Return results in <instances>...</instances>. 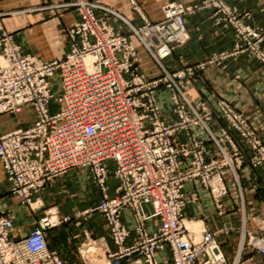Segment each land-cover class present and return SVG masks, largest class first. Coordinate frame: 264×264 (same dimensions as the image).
Returning a JSON list of instances; mask_svg holds the SVG:
<instances>
[{"label":"built area","instance_id":"built-area-1","mask_svg":"<svg viewBox=\"0 0 264 264\" xmlns=\"http://www.w3.org/2000/svg\"><path fill=\"white\" fill-rule=\"evenodd\" d=\"M210 1L196 7L167 5L163 21L137 28L102 3L78 0L70 5L80 18L67 31L69 52L53 61L24 54L12 36L0 35V116L17 115L26 107L34 113L28 127L0 135V164L9 193L30 205L55 179L72 170L87 171L101 195L95 210L112 242L113 249L104 252L110 264H264V225L256 226L255 218L247 217L243 198L240 240L232 260L220 242L231 227L197 234L183 223L186 206L195 200L184 194L186 184H198L216 206L231 183L242 193L234 145L229 151L210 132L187 90L162 64L173 43L186 40L184 16L207 8ZM212 2L221 5L220 0ZM110 15L127 26L125 33L114 32L107 22ZM243 36L261 34L245 27ZM143 55L159 69V76L149 75ZM161 89L170 92L177 122L164 114L158 100ZM224 113L254 150L253 165L264 166V147L254 132L232 110ZM194 127L206 131L220 159L205 161L203 142L190 135ZM180 133L187 142L177 138ZM110 179L117 183L112 197ZM147 205L150 216L141 211ZM127 211L134 222V240L128 246L130 231L122 222ZM149 217L159 223L153 232L147 227ZM69 221L64 217L53 223L45 217L15 241L10 237L12 222L0 216V264H64L50 249L46 231ZM251 222L254 227L249 229Z\"/></svg>","mask_w":264,"mask_h":264},{"label":"crops","instance_id":"crops-1","mask_svg":"<svg viewBox=\"0 0 264 264\" xmlns=\"http://www.w3.org/2000/svg\"><path fill=\"white\" fill-rule=\"evenodd\" d=\"M202 1L195 0L193 4H199ZM102 2L115 5L127 15L134 17L127 0H102ZM162 2L180 3L183 0H137L142 13L151 19L155 17L153 14ZM41 3H47V1H0V25L4 32L12 35L24 54L51 61L55 57L61 58L69 51V45L61 37L62 42L59 43V37L56 36L61 33V20H65L66 16H61L62 19L58 16L44 17L45 13L35 14V11L39 9H29ZM229 5L238 12L249 13L250 18L245 19L246 23L264 28V0H232ZM137 23L140 24L141 21L137 19ZM49 27H53L52 30H54L52 31ZM186 29L188 40L174 55L182 56L188 64L203 66L202 74L207 78V84L205 89L194 93L195 103L211 101V93L216 95L229 103L258 129L264 144V72L260 64L246 54L229 58L221 62L222 64L210 62L209 59L214 54L232 50L235 43L232 28L217 24L213 10H201L187 16ZM49 33L52 35L50 36ZM171 60L172 58L167 59L168 66ZM165 96L167 97L166 93ZM212 105L215 106V103ZM33 120V112L28 107L17 115L0 116V134L26 128ZM223 126L225 123L220 119H214L211 123L216 133ZM197 133L200 134L198 131ZM202 136L206 140V136ZM232 136L238 142V135L233 132ZM207 146V156L214 155L216 153L214 149L212 150L209 144ZM240 147L244 152L241 178L246 213L249 217H254L258 213H264V166L250 167L248 159L251 157V152L243 143ZM108 186V195L112 197L117 183L114 179H110ZM184 194L195 197L194 202L187 205L183 214V223L189 230L198 234L201 229L214 231L223 226L238 228V213L241 206L240 196L234 184L231 183L228 186V194L221 200L218 207L208 193L196 183L186 184ZM100 200L101 195L87 171L76 169L55 179L36 193L32 198L31 206L23 205L16 196L9 193V183L0 164V215L8 217L12 222L11 239L17 241L26 237L37 222L45 216L57 221L70 217L69 222L61 223L47 231L49 247L56 250L64 261L72 260L71 255L76 252L78 245L87 242L90 239L89 236L92 237L91 241L101 242L100 248L103 254L113 249L105 221L95 210ZM142 213L150 216L151 207L143 206ZM122 222L130 231V236L125 243L128 246L134 240V222L131 212H124ZM158 224V220L154 217H149L147 220L150 232L155 231ZM227 238H229L228 245L222 246L224 251L229 245L235 243L237 231L230 233ZM223 240L225 239H221V242ZM165 257L164 253L160 254L161 259Z\"/></svg>","mask_w":264,"mask_h":264},{"label":"rangeland","instance_id":"rangeland-1","mask_svg":"<svg viewBox=\"0 0 264 264\" xmlns=\"http://www.w3.org/2000/svg\"><path fill=\"white\" fill-rule=\"evenodd\" d=\"M0 1H4V0H0ZM46 1H47V3H43V4L41 3V4L36 5V6H31L29 9H31V8L32 9H39L38 11H35V14H37L38 12L45 13L44 17H50V16L56 17V16H58L59 18H61V16L65 15L66 16L64 18L65 20H61L62 21L61 27H60L61 29L59 28L61 31V33H60L61 35L57 34L56 36L59 37V40H58L59 43H60V41L62 42V40H61V38H62L63 41L69 45L70 43L68 41V36H67L68 32L67 31L70 30L71 28H73L74 25L76 24V21L80 18L78 10L75 7H71L70 5L73 3H76V1H78V0H58V1L57 0H54V1L46 0ZM81 1H94V2H98V3H102L105 7L109 8L111 11L118 14L120 17L125 19L128 23L132 24L133 26H135L137 28H143L147 22L149 24H157V23L163 21L164 17H165V7L167 5H171V4L175 3V4H183L185 6H192V7L195 6L196 7V6H201L202 3H205V2L210 1V0H203L199 4H193V2L195 0H183V2H180V3H177V2L163 3L162 2L160 4L159 9H156L157 11L155 12V14H153V16H155V17H153L152 19L148 15H144L142 13V11H141L138 3H137V0H127L128 6L130 7V11L136 19H134V17L132 18L130 15H127L125 12L116 8L115 5H112L110 3L109 4L104 3V2H102V0H81ZM220 1H221V5H219V7L215 6L211 0L209 6L207 8L194 9V11L192 13L186 14L184 16L185 28H186V17L187 16L194 15L198 11H201V10H213V14L216 17V23L217 24H219V25L221 24L225 27L228 26V27L232 28L235 43H234V47L232 48V50L223 51L221 53L214 54L209 59L210 62L222 64L221 62H223L229 58H234L240 54H246L249 58L258 62L260 64V67L262 68V70L264 72V28L260 27V26H251L250 24L246 23L245 19L250 18L248 16L249 13L247 11L238 12L235 8L230 7L229 2L232 0H220ZM18 10H22V9H18ZM96 15L102 17V15L100 13H97ZM74 18H77V19L74 20ZM103 19H106V17H104ZM107 19H108L107 22L113 28L115 33H117V32L118 33H125L126 32L127 26L121 20H119L118 18H116L113 15H110ZM137 19H139V21H141L140 24L137 23ZM245 27H251L253 29H256L261 34V37L260 38H253V39L244 38L243 29ZM52 28L53 27H51V28L49 27V29H51V30H52ZM3 30H4L3 27L0 25V35L2 34V32H4ZM5 33L7 35L12 36L11 34H9L7 32H5ZM49 34H50V36L52 35L51 33H49ZM187 40H188V33H187V29H186V40H184L183 43H173V45H172L171 55L167 58V59L172 58L171 62L169 63V66L167 64V59L164 60L162 62V64L171 74H173L175 83H178L179 85H181L183 88H185L187 90L186 94H187L189 100L191 101V103L193 104V108L205 119L207 128L210 130V132L216 138H219L221 140L222 145L225 148H227L229 151L231 150L232 145H234V149H235V153H236V161L234 160V163L237 165L236 173L238 175V181H239V184H240L241 189H242V193H241L242 195L240 194L239 190H237L239 193V196H240V206H241L242 205V198L244 199V202H245V197H244V193H243L242 178H241V169H242V166L244 164V152L240 147L241 143L245 144L251 152V157L248 159L249 166L252 168H256V167H260V166H254L253 165L252 160H253L254 155H255L254 150L252 149L251 145L247 142V140L241 135V133L237 129L230 126L229 121L226 119V115L224 113V112H226V109L232 110L235 114L239 115L241 117V119L245 121L246 125L250 128V130L254 132L256 139L259 140V142L261 143V145L263 147H264V144L262 143V141L260 139V134H259L258 129L253 127L248 122V120L241 113H239L235 109H233L229 103L218 98L216 95H213L211 93V97H210L211 101L204 100V101H201V103H199V104L195 103L196 100L194 98L195 97L194 93L198 92L200 89L206 88L207 78L202 74V72H203V66L202 65L188 64L187 62H185L184 59H182V56H180V55L177 56L176 54L174 55V53L178 49H180L181 47H183L186 44ZM20 48H21V46H20ZM69 49H70V45H69ZM21 50H22V48H21ZM66 54H64L61 58L55 57V58H53V60L62 59ZM27 55H29V54H27ZM143 59H144L143 60L144 67L147 69V71H149V75L152 76V74H153L154 76H156V75L159 76V74H160L159 69H157V67L154 66V64H152L145 56ZM0 60H2V59H0ZM53 60H51V61H53ZM179 74L183 75V77L180 79L178 78ZM56 87H55V89H56ZM165 93H166L167 97L165 96ZM169 99H170V92L166 91L165 89H161V91L158 94V100L161 104V107L164 111V114L167 115L169 117V119L172 120L173 122H177L178 119H176L177 115L175 113L176 107H174L173 105L170 104ZM54 103L55 102H52L51 113H54L56 111V104H54ZM213 103H215V106L212 105ZM33 115H34V113H33ZM214 119H220V120L224 121V123H225V126L221 127L219 129L218 133L213 131V129L211 127V123ZM197 131L200 134H198ZM233 132L238 135V137H239L238 142L235 141V139L233 138V136H232ZM225 133H226V136L228 137V139L225 138V136L223 135ZM0 135H2V134H0ZM180 135H182V138H180ZM190 135H192L193 137H195V138H197L203 142L204 159L206 162H210L212 159H220V153H219L217 147L213 144V141L211 140V138L209 137V135L206 133V131L204 129H201L199 127H194L191 130ZM202 135L206 136V140L203 138ZM177 138L183 143L187 142V137L185 136V134L180 133V134H178ZM229 140L232 142L231 145L229 143ZM207 144H209L211 149L212 150L214 149V151L216 152L214 155L207 156V148H208ZM229 154L232 155L231 152ZM108 189H109V186H108ZM192 202H194V201H192ZM21 204H23V203H21ZM23 205H27V204H23ZM31 205H32V201H31V204L28 206H31ZM241 209H242V206H241ZM141 211H142V208H141ZM245 211H246V202H245ZM240 212H241V210H240ZM240 212L238 213V223H239L238 228L234 229L231 226H227V227L232 228V231L230 233H232L233 231H237V239L235 240V243H233L232 245H229L227 247L226 251L223 250L225 255L229 258V260H232V258L235 256V254L237 252L239 240H240V233H239V230L241 228V222H240V214L241 213ZM3 217H5V216H3ZM45 217H47L49 219L51 218L48 216H45ZM45 217H43V218H45ZM247 217H249V216L247 215ZM249 218H255L254 224H257L256 226L261 227L264 225V223H261L263 221V218H264V213H258V215L254 216V217H249ZM70 220H71V218H70ZM39 221L37 222L36 226L33 229H35L38 226ZM54 222H57V220H53V223ZM65 223H67V222H65ZM254 224H252V222L250 225L247 224V228L252 229L254 227ZM33 229H31L30 231H32ZM106 229H107V227H106ZM47 231H46V239H47ZM230 233H229V235H230ZM107 234H108V232H107ZM89 237H90V239H88L87 242H84L83 245H81V244L78 245V247H77L78 249L76 250V252L73 255H71L72 260L64 261L62 259L64 264H110V262L104 256L103 251L100 248L101 242L95 243V241H91L92 237L91 236H89ZM221 239H225L226 241L223 240L221 242ZM228 239L229 238H227V237H221L220 238V242L222 243V246L228 245V242H229ZM93 240H96V239H93ZM47 242H48V239H47ZM52 250H54V249H52ZM54 251H56V250H54ZM58 255H59V253H58ZM100 259H102V261ZM124 264H126V263H124Z\"/></svg>","mask_w":264,"mask_h":264},{"label":"bare ground","instance_id":"bare-ground-1","mask_svg":"<svg viewBox=\"0 0 264 264\" xmlns=\"http://www.w3.org/2000/svg\"><path fill=\"white\" fill-rule=\"evenodd\" d=\"M102 261V259H100ZM108 263V262H107Z\"/></svg>","mask_w":264,"mask_h":264}]
</instances>
